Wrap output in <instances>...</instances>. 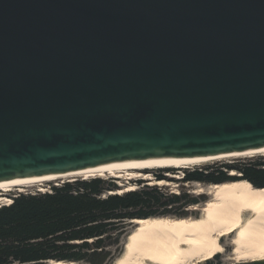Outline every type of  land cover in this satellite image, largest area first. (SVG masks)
<instances>
[{
  "label": "water",
  "instance_id": "95a60500",
  "mask_svg": "<svg viewBox=\"0 0 264 264\" xmlns=\"http://www.w3.org/2000/svg\"><path fill=\"white\" fill-rule=\"evenodd\" d=\"M260 149L264 0H0V181Z\"/></svg>",
  "mask_w": 264,
  "mask_h": 264
},
{
  "label": "trees",
  "instance_id": "16d2710c",
  "mask_svg": "<svg viewBox=\"0 0 264 264\" xmlns=\"http://www.w3.org/2000/svg\"><path fill=\"white\" fill-rule=\"evenodd\" d=\"M254 155L257 157L153 173L157 180H167L166 174L181 171L180 180L185 183L215 185L245 179L255 187H264V154ZM118 189L116 178L77 177L53 186L50 192L16 194L10 204L0 205V264L62 260L110 264L114 256L107 247L119 242L127 221L182 215L185 208L201 201L188 192L169 193L158 185L110 193Z\"/></svg>",
  "mask_w": 264,
  "mask_h": 264
},
{
  "label": "bare ground",
  "instance_id": "6f19581e",
  "mask_svg": "<svg viewBox=\"0 0 264 264\" xmlns=\"http://www.w3.org/2000/svg\"><path fill=\"white\" fill-rule=\"evenodd\" d=\"M264 154V149L212 158L172 159L109 163L73 173L0 181V203L10 204L4 195L11 187L23 191V184L49 178L117 177L125 181L144 178L149 185H170L144 170L187 168L242 155ZM178 177V174H170ZM234 174V173H233ZM119 183V181H118ZM110 193L122 194L137 188L129 181ZM45 192V188H40ZM203 191V190H202ZM211 198L197 217L156 216L132 220L135 227L128 234L125 250L113 264H204L213 259L221 238L229 239L234 263L264 261V188L248 180L228 181L209 186ZM0 204V205H1ZM197 208V207H194ZM53 264H84L75 261H52Z\"/></svg>",
  "mask_w": 264,
  "mask_h": 264
},
{
  "label": "rangeland",
  "instance_id": "374dc122",
  "mask_svg": "<svg viewBox=\"0 0 264 264\" xmlns=\"http://www.w3.org/2000/svg\"><path fill=\"white\" fill-rule=\"evenodd\" d=\"M250 157H257V155H252V156L242 155L239 157L226 158V159H223V161L230 162L232 160L244 159V158H250ZM159 169H163V168L148 169V170H144V172L152 174L153 177L155 178V174L153 172ZM176 174H178V177H174L172 175L166 174L168 175L167 180L171 182V184L161 186L163 187V190H165L166 192L175 193V194H179L180 192H188L193 196L200 197L201 201L198 204L191 205L185 208L184 213L182 215H173L172 217H189V216L197 217L198 215L201 214V208L203 207V205L211 198V195L207 193V190L209 186L211 185L206 184V183H199V182L185 183L180 180L182 178L183 172L177 171ZM108 177H111V176H106L105 178H108ZM112 178H116L117 184L120 187V189L122 187L120 183L126 184L128 181L132 184H135L137 187H141L143 184H148L147 183L148 181L144 178H138V179H133V180H128V181H125V178L123 177L122 178L112 177ZM139 180H143L144 183L139 184L138 183ZM67 181H70V180L67 178H57V177L49 178L46 180H39V181L23 184L22 185V188L24 189L23 191H20L18 187H11L9 191H3V192L6 197H8L9 199H12L13 196H15L16 194L22 193V192L23 193L41 192L40 188H45L46 189L45 192H50L52 191L53 186H59ZM194 207H197V208H194ZM124 226H125V230L123 231L119 242L112 243V244L110 243V245L107 247V249L111 250L114 256L110 264H113L115 260L123 254L125 250V243H126L128 234L131 232L133 227H135V224H133L132 221H127ZM218 245H219V249L217 251V254L213 257V259L208 261V264H229L230 261L234 262L233 250H232V246L229 243V239L221 238L218 241ZM229 256L232 257V260L228 258ZM82 263L89 264L87 262H82Z\"/></svg>",
  "mask_w": 264,
  "mask_h": 264
},
{
  "label": "flooded vegetation",
  "instance_id": "af4514ba",
  "mask_svg": "<svg viewBox=\"0 0 264 264\" xmlns=\"http://www.w3.org/2000/svg\"><path fill=\"white\" fill-rule=\"evenodd\" d=\"M230 250H231V248H230ZM228 258L232 260V257L229 256ZM229 264H236V263L230 261Z\"/></svg>",
  "mask_w": 264,
  "mask_h": 264
}]
</instances>
